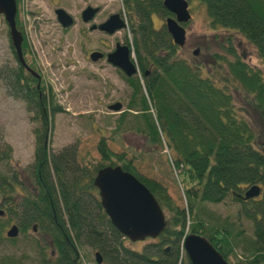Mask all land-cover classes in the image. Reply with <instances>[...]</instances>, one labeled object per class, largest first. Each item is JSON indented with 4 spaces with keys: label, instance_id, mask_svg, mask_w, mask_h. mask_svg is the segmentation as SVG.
Returning a JSON list of instances; mask_svg holds the SVG:
<instances>
[{
    "label": "trees",
    "instance_id": "1",
    "mask_svg": "<svg viewBox=\"0 0 264 264\" xmlns=\"http://www.w3.org/2000/svg\"><path fill=\"white\" fill-rule=\"evenodd\" d=\"M187 1L204 6L211 28L241 36L264 68V0ZM161 2L132 1L131 25L127 29L139 78L125 80L131 90L127 109L138 111L142 128L136 132L152 149L163 148L160 135L163 138L184 207L174 205L162 185L139 176L130 160L111 154L104 139L96 146L101 163L90 171L77 165L73 147L48 154L44 148V138L49 134L47 120L59 110L43 90L41 105L36 103L38 110L33 112L39 123L34 135L40 166V205L35 210L27 207L23 215L32 218L37 212L42 218L39 227L46 237L41 239L40 248L56 250L60 260L52 263L44 255L41 264H72L82 247L96 252L101 264H184L182 243L188 236L204 239L226 263L243 243L244 259L236 264H264L263 146L235 110L230 95L202 78L198 66L178 57L179 49L171 44L164 28L153 30V15L168 16ZM15 25L21 32L16 19ZM22 45L27 48L24 37ZM228 56L233 61L228 63L226 82L240 88L249 101L247 107L264 119V72L248 69L231 50ZM148 102L154 108V120L148 114ZM164 159L172 176L171 166ZM104 168H120L134 177L164 215L163 233L143 242L139 250L110 226L100 208L93 179ZM252 187L259 188V197L243 201V194ZM227 199L239 207L237 216L250 223L251 239H238L239 234L233 235L230 224H218L206 214V205L216 206ZM28 223L24 225L28 227Z\"/></svg>",
    "mask_w": 264,
    "mask_h": 264
},
{
    "label": "rangeland",
    "instance_id": "2",
    "mask_svg": "<svg viewBox=\"0 0 264 264\" xmlns=\"http://www.w3.org/2000/svg\"><path fill=\"white\" fill-rule=\"evenodd\" d=\"M16 7L17 24L26 46L39 63L45 94L52 97L59 110L51 119L48 116V154L55 155L64 148L73 147L77 165L90 171L92 166L101 163L96 146L100 139H104L111 154L123 155L130 160L139 176L162 185L174 205L184 207L181 192L166 167L162 148L152 149L145 137L136 132L142 125L138 111L127 109L131 90L124 76L104 60L95 64L88 60L93 52L109 54L116 45L125 46V42L131 45L127 29L129 17L123 0H16ZM87 7L98 10L91 25L98 26L113 15H121L126 28L113 36L89 32L91 25H84L79 20ZM56 10H62L73 20L70 29H60L54 17ZM188 10L190 20L183 26L185 42L178 50V57L198 66L202 78L211 80L230 95L235 110L245 119L264 149V119L247 107L249 101L240 88L236 86L235 89V84L230 86L226 82L228 63L233 61L228 56L229 50L248 69L264 72L255 51L241 36L211 28L202 4L188 2ZM163 20L160 16L151 18L154 31L161 30ZM7 46V29L0 17L1 62L9 59ZM194 52H197L195 57ZM131 59H134L132 55ZM114 104L122 106L119 113L108 111ZM148 108V114L154 120V108L149 102ZM121 115H124L123 122L116 131ZM37 130L39 123L33 115L21 102L10 100L0 87V175L5 177L9 168L13 170L17 166L29 177L35 146L33 132ZM8 150L10 158L6 163L1 158ZM205 210L214 222L230 224L233 235L239 234L238 239H251L250 223L237 216L239 207L229 199L216 206L206 205ZM5 223L0 222V227H5ZM28 237L20 236L14 242H7L0 233V264H36L35 240ZM142 243L132 244V248L139 250ZM38 244L41 242H36ZM244 249L243 243L234 249L228 264L242 261ZM47 250L43 251L47 253ZM95 254L82 247L78 252V263L95 264ZM184 264H188L186 259Z\"/></svg>",
    "mask_w": 264,
    "mask_h": 264
},
{
    "label": "water",
    "instance_id": "3",
    "mask_svg": "<svg viewBox=\"0 0 264 264\" xmlns=\"http://www.w3.org/2000/svg\"><path fill=\"white\" fill-rule=\"evenodd\" d=\"M161 7L172 17L164 21L165 32L172 45L181 49L185 42V32L181 26L190 20L187 2L185 0H162ZM97 13V9L86 8L80 15V21L88 25ZM15 15V0H0V17L7 28L11 48L22 63L20 52L22 38L15 28ZM54 16L62 30L72 27L73 21L62 10L55 11ZM124 28L119 17L114 15L98 27L91 26L88 31H97L106 36H112ZM128 55L127 47L116 46L113 53L106 56V63L120 71L126 78H131L136 74V71L130 63ZM196 55L197 52H194L193 56ZM101 59L102 56L97 53L89 56L91 63H96ZM120 110V104H114L108 108L111 113H119ZM262 154L264 156V151ZM93 187L97 191L100 208L110 226L130 244L155 240L163 233L165 219L162 211L144 186L130 174L123 172L120 168H104L96 173ZM259 195V188L252 187L243 194L242 200H253ZM15 237L16 230L11 228L6 233V238L14 239ZM182 249L188 264H227L202 238L186 237ZM95 263L101 264L97 254H95Z\"/></svg>",
    "mask_w": 264,
    "mask_h": 264
},
{
    "label": "flooded vegetation",
    "instance_id": "4",
    "mask_svg": "<svg viewBox=\"0 0 264 264\" xmlns=\"http://www.w3.org/2000/svg\"><path fill=\"white\" fill-rule=\"evenodd\" d=\"M132 1L133 0H123L126 16L129 17V26L131 25L130 23L132 19V7H133ZM139 1H144V0H139ZM120 16L121 15H118L119 20L122 23H124V21L121 19ZM154 16L155 15H153L152 17ZM168 18H172V17L168 15L167 17L163 18L164 19L163 22ZM183 26L182 29L184 30ZM7 38H8V32H7ZM22 44L20 48L21 61H22L21 63L15 56V53L11 48L8 38L7 53L9 55V59L5 61L3 60L2 62L0 61V87L4 89L7 97L10 100L21 102L24 105L25 109L29 110L30 113L33 115V112L38 110V108L36 107V103L38 105L40 103L41 105V96L43 95L44 93L43 90H45L46 87L43 84V78L41 75V71L37 59L32 55V52L29 50V47L27 46V48L23 49ZM115 47L116 46H114V49ZM120 47H124V46H120ZM113 51L111 53H113ZM93 53H97L102 56V60H100V62L103 60L105 61V58L108 55V54H101L99 52H93ZM132 79L135 78L131 77L128 78L127 80H132ZM34 97H36V99H34ZM47 136L44 138V144H45L44 148L46 149H47ZM36 142H37V138L34 135L35 146L32 156V167L30 168L29 177L26 176L23 170H19L17 166H15L13 170L9 168L8 175H6L5 177L0 175V222H6L5 227H0V233L3 234L7 242H14L20 236L32 237V239L35 240L34 252L36 254L35 257H37L36 264H41L44 255L45 257H47V259L50 262L55 263V262H59L60 260L57 258L59 257V255L56 250L48 249L47 250L48 252L45 253L43 250H41L39 244L36 245V242L41 241V239L44 238V236L46 237V235H44V233L41 232V229L39 227L42 218L38 216L37 212L36 213L34 212V217L31 216L32 218L30 217L24 218L23 215L27 207L35 210V207L40 205L38 202L40 197V189L38 186V182L40 181V176L38 174L39 172L38 169L40 166L37 167V162H36L37 160ZM9 153L10 152L8 150L7 152H5V155H2L1 158L6 163H9V158H10ZM26 222H29L28 227L24 225ZM11 228H14L16 230V237L14 239H7L6 233ZM78 262L79 261L77 254L72 264H80Z\"/></svg>",
    "mask_w": 264,
    "mask_h": 264
}]
</instances>
